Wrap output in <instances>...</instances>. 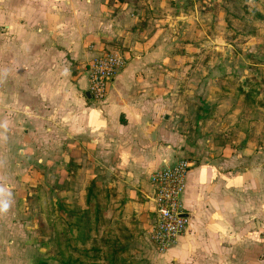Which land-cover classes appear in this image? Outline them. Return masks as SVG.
<instances>
[{
	"label": "crops",
	"instance_id": "crops-1",
	"mask_svg": "<svg viewBox=\"0 0 264 264\" xmlns=\"http://www.w3.org/2000/svg\"><path fill=\"white\" fill-rule=\"evenodd\" d=\"M263 7L0 0V264L60 263L84 229L97 263L264 264V30L234 25ZM101 51L124 65L96 101ZM179 159L188 225L159 252L150 175Z\"/></svg>",
	"mask_w": 264,
	"mask_h": 264
},
{
	"label": "built area",
	"instance_id": "built-area-1",
	"mask_svg": "<svg viewBox=\"0 0 264 264\" xmlns=\"http://www.w3.org/2000/svg\"><path fill=\"white\" fill-rule=\"evenodd\" d=\"M123 65L124 59L111 51H101L88 62V90L93 100L105 96L115 74ZM191 166L192 163L187 159H179L174 165L163 167L150 175L154 217L148 235L159 252L174 245L186 231L188 215L181 204V194Z\"/></svg>",
	"mask_w": 264,
	"mask_h": 264
},
{
	"label": "rangeland",
	"instance_id": "rangeland-1",
	"mask_svg": "<svg viewBox=\"0 0 264 264\" xmlns=\"http://www.w3.org/2000/svg\"><path fill=\"white\" fill-rule=\"evenodd\" d=\"M247 7H249V6H247ZM236 8L241 9L239 7H236ZM249 8L251 10L250 11L251 15L256 17V18H259L261 20V17H262V15H260L261 13L258 12L257 10H253L255 8H252L251 6ZM241 10H243V8ZM262 11H264V7L262 8ZM243 12H244L243 13L244 18L246 17V15L249 16V14H248L249 11L248 12L243 11ZM257 24H259V21L247 22V21L241 20V18H239L238 21L234 22V25H236L237 27L242 26L243 30H248L249 32L253 31V29L257 30L259 28L261 30H264V27L258 26ZM64 220H65V218H64ZM49 230H50V228L47 225L41 231H42V233L46 234L47 232H49ZM146 232H147V227H146L145 231L143 233H141L140 236L135 239V241H137L140 244L142 249H146V251H149L151 254H153V251L150 248V242L148 241V238L146 236ZM91 234H92V236L89 235L88 233H86V230L84 229L83 234L81 233L77 237L73 236V238H72L71 235H68L67 237L69 240V246L66 248L62 247V249H63L64 253L66 252V253L70 254L71 256L67 257V259H65V260H62L60 263H57V262H55V263L51 262V263L52 264H137V262H133V260L135 258H129V255L131 253L130 257H133L135 254H137L140 250L138 247H136V248L134 247L133 251L126 252L125 256L127 258H126L125 262L104 261L101 263H97L95 261V258L93 257V255L96 254V250H94V251L92 249L90 250L91 241L94 238H96V240H97V236L96 235L93 236L94 235L93 232H91ZM87 237H90V238H87ZM113 252L117 253L118 250H115ZM110 255H111L110 250H108V249L104 250L103 256L105 259H109V258L111 259Z\"/></svg>",
	"mask_w": 264,
	"mask_h": 264
},
{
	"label": "water",
	"instance_id": "water-1",
	"mask_svg": "<svg viewBox=\"0 0 264 264\" xmlns=\"http://www.w3.org/2000/svg\"><path fill=\"white\" fill-rule=\"evenodd\" d=\"M86 95H87V97H89V93H87Z\"/></svg>",
	"mask_w": 264,
	"mask_h": 264
}]
</instances>
